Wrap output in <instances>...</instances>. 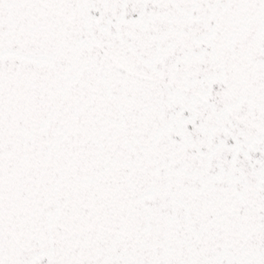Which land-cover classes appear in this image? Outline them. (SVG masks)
Segmentation results:
<instances>
[{
	"label": "snow or ice",
	"instance_id": "6c2138e0",
	"mask_svg": "<svg viewBox=\"0 0 264 264\" xmlns=\"http://www.w3.org/2000/svg\"><path fill=\"white\" fill-rule=\"evenodd\" d=\"M0 264H264V0H0Z\"/></svg>",
	"mask_w": 264,
	"mask_h": 264
}]
</instances>
